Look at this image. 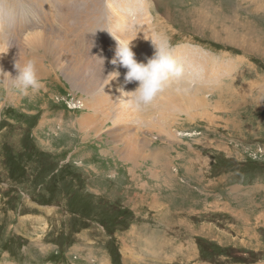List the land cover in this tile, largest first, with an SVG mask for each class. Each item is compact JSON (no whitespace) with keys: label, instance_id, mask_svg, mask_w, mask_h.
Wrapping results in <instances>:
<instances>
[{"label":"rangeland","instance_id":"obj_1","mask_svg":"<svg viewBox=\"0 0 264 264\" xmlns=\"http://www.w3.org/2000/svg\"><path fill=\"white\" fill-rule=\"evenodd\" d=\"M115 38L183 77L120 107ZM0 264H264V0H0Z\"/></svg>","mask_w":264,"mask_h":264},{"label":"clouds","instance_id":"obj_2","mask_svg":"<svg viewBox=\"0 0 264 264\" xmlns=\"http://www.w3.org/2000/svg\"><path fill=\"white\" fill-rule=\"evenodd\" d=\"M116 40L117 48L111 63L117 68L126 69L125 84L135 82L138 85L131 92L125 91L124 88L118 89L120 96L117 98V104L120 107L133 111L142 110L151 105L159 94L171 87L174 81L183 77V65L178 62L163 42L152 40L155 53L146 63H143L137 61L131 43L122 39ZM14 67L18 73L14 78L8 73L3 74L5 77H12V87L21 96L34 95L44 87L38 78L35 60L29 59L21 65L19 59ZM119 76L118 70L109 75L111 80L117 79ZM4 83L7 81L5 80Z\"/></svg>","mask_w":264,"mask_h":264},{"label":"bare ground","instance_id":"obj_3","mask_svg":"<svg viewBox=\"0 0 264 264\" xmlns=\"http://www.w3.org/2000/svg\"><path fill=\"white\" fill-rule=\"evenodd\" d=\"M143 1V0H142ZM129 2H130V4H131V6H133L134 4H135V0H129ZM139 4V3H138ZM141 6V5H140ZM195 13L197 14H200L199 13V11H195ZM191 16H193V13L191 12ZM211 19V18H210ZM227 19V18H226ZM205 21V20H204ZM227 21V20H226ZM121 22V21H120ZM206 23H205V25L207 24V25H210V22H208V19H207V21H205ZM234 23V22H233ZM232 25V24H231ZM240 25V24H239ZM233 26V25H232ZM235 26H237V25H235ZM231 28V27H230ZM228 33H227V32ZM209 32L212 34V38L213 39H216V38H219L220 36H219V32H218V30H217V27H216V25H214V21H212V26H211V29L209 28ZM225 32L227 33V34H229V30H225ZM243 37H245V36H243ZM241 38V37H240ZM224 39H226V41H230V39H231V37L228 35V37H226V38H224ZM245 39V38H244ZM231 41H233L232 39H231ZM246 41V40H245ZM247 42V41H246ZM253 42V41H252ZM240 44V43H239ZM247 44H251L249 41H248V43ZM235 45H238L237 43L235 44ZM243 45V44H242ZM254 45V44H253ZM240 46H241V44H240ZM252 46V45H251ZM249 47V46H248ZM251 49H253V48H251ZM262 49V48H261ZM246 51H248V49L246 50ZM250 52H252V51H250ZM218 62V61H217Z\"/></svg>","mask_w":264,"mask_h":264},{"label":"crops","instance_id":"obj_4","mask_svg":"<svg viewBox=\"0 0 264 264\" xmlns=\"http://www.w3.org/2000/svg\"><path fill=\"white\" fill-rule=\"evenodd\" d=\"M149 128V127H148Z\"/></svg>","mask_w":264,"mask_h":264}]
</instances>
